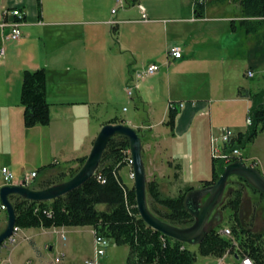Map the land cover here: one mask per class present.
<instances>
[{
    "label": "crops",
    "instance_id": "obj_1",
    "mask_svg": "<svg viewBox=\"0 0 264 264\" xmlns=\"http://www.w3.org/2000/svg\"><path fill=\"white\" fill-rule=\"evenodd\" d=\"M158 2L159 7L161 5L165 10H177L179 6L183 7L182 16L172 19L175 24L202 22L206 19L202 17L206 6L204 5L200 14L193 8L192 0H146V7L137 0L138 8L121 11L120 17L136 12L140 13L141 18L132 20L122 18L121 23L146 24V12H152L150 6L153 3L157 5ZM113 4L115 5L113 0H0V14L4 9L14 8L21 9L24 13V22L20 27L21 37L18 40L8 39V28L0 29V47L4 48V54L0 57V169L7 167L19 179L28 171H39L38 177V174L43 172L40 168L48 165H52L44 170L51 171L48 176L59 167H61L59 169L73 166L76 168L78 163L75 160L87 156L101 126L112 119H117L107 118L98 122L93 107L99 101V97L104 95L111 97L110 92H113V89L109 87L122 88L123 83L128 80L126 75L130 77L137 70L139 60L135 56V50L123 46L121 42L116 48L112 44L114 37L106 29H101L102 26L108 27L112 21L100 18L102 8L105 6L107 14L108 12L112 14ZM115 21L117 26L118 21ZM149 21H155L163 30L160 46L150 51L151 58L147 63V65L157 64L159 70L153 75H148L156 78H153V83L145 88L146 91L141 88L139 94L148 107L150 116L154 113L152 107L157 98L153 95L159 92L165 95L164 99L162 98L161 119L151 122L152 118L149 116V122L141 125L128 122L131 127H137L143 132L141 133L142 160L146 180L155 181L161 193V185L164 181L172 185L175 184V179L178 183L181 181L183 186L177 190L178 194L184 187L195 189L199 187L200 181L210 180L212 175L210 141L213 136L218 138L223 128H229L234 133L244 132L247 128L246 125L239 126L233 118L227 117L222 109L220 112L217 102L245 100L250 104L249 110L251 102L249 98L243 96L244 93L247 91L257 93L264 88L254 91L238 85V91L233 98L186 99L184 94L177 93L181 88L186 87L181 85V74L184 75L194 64L208 61L206 58L197 60L191 50L194 44L202 43L204 37L192 32L184 35L178 31L170 32L162 21ZM171 45L180 47L181 58H167L166 55L163 58V52L166 53ZM262 48H259L256 57L249 58L246 72L249 69L253 71L252 78L256 75L255 65L264 64L261 56ZM127 51L134 57L133 64L129 63L130 57H125ZM39 68L45 70V93L49 104L50 122L46 126L36 125L26 128L20 105L21 75L24 70L33 71ZM137 89L139 90V87ZM169 102L184 103L183 107L176 108L177 114L172 132L164 124ZM219 113L223 118H220ZM119 121L126 124L123 120ZM242 154L246 157L244 153ZM251 160L256 161L255 158ZM164 165L169 167L170 174L165 171ZM258 165L257 162L256 168ZM127 167L130 173V167ZM176 173L177 177L174 179ZM35 179L33 184L37 182ZM1 182L0 172V186ZM256 218L254 227L256 222L260 221ZM223 219L224 217L221 218L216 213L212 221L220 224ZM5 222L6 219L0 220V232ZM228 227L229 224L222 229ZM83 228H89L88 232L92 234V248L84 259L86 260L93 255V229L89 226L55 229H60L61 239L65 241V232L75 236L80 234ZM30 229H19L18 232H22L21 238L27 239L32 249L21 254L18 252L19 245H15L16 241L12 245L2 244L0 246L2 264H47V262L50 264L57 255L63 257L65 264H83L84 260L80 263L75 262V254H69L71 257L67 258L64 252H60L52 258L53 246L45 243L42 249L34 242ZM50 229L53 228L46 230ZM226 257L235 258L233 254L228 253L218 258L217 262L223 264V259Z\"/></svg>",
    "mask_w": 264,
    "mask_h": 264
},
{
    "label": "trees",
    "instance_id": "obj_2",
    "mask_svg": "<svg viewBox=\"0 0 264 264\" xmlns=\"http://www.w3.org/2000/svg\"><path fill=\"white\" fill-rule=\"evenodd\" d=\"M132 4L137 0H130ZM194 3V0H192ZM239 23L246 32L254 31L264 26V0H239ZM204 4L196 5L195 11L201 14ZM231 26L233 24L231 22ZM112 33H117L113 26ZM264 38V32H263ZM264 63V45L262 46ZM46 75L43 68L33 71L24 70L21 75L20 105L23 111V123L26 128L36 125L46 126L50 122L49 104L45 93ZM251 106L247 112L251 123L244 132L235 133L230 141V147L244 148L253 142L258 133H264V89L257 93L247 91ZM177 109H168L165 125L172 132ZM108 123H122L112 119ZM128 141L122 136L110 139L97 172L81 187L51 201L33 202L10 195L9 200L15 212V227L58 228L89 226L94 233L105 237L117 246H127L128 255L125 264H193L194 254L187 244L173 240L160 232L148 227L139 217L136 209L135 193L132 186L125 185L118 175L123 166H129L127 158ZM85 157L76 159V168L66 167L56 175L47 176L33 184L32 188L42 189L71 178L84 162ZM226 164L223 161L211 159L212 175L210 180L199 182V187L213 184L221 175ZM52 165L41 167L44 171ZM39 172V171H38ZM37 172V173H38ZM177 177V173L175 174ZM240 182L250 188L242 178ZM155 181H147L148 207L151 212L165 223L186 227L191 225L193 218L183 205L184 194L193 187H184L176 196H164ZM243 187L241 184H231L224 202L219 209L228 210L230 236L219 233L220 224L208 230L203 241L197 245L201 256H211L216 259L225 254L238 257L237 264L245 256L252 264H264V229L255 231V211L249 217L241 213ZM264 201V195L258 194ZM103 204L105 208L98 210L96 205ZM182 247V248H180Z\"/></svg>",
    "mask_w": 264,
    "mask_h": 264
},
{
    "label": "rangeland",
    "instance_id": "obj_3",
    "mask_svg": "<svg viewBox=\"0 0 264 264\" xmlns=\"http://www.w3.org/2000/svg\"><path fill=\"white\" fill-rule=\"evenodd\" d=\"M121 1L123 3L122 7L115 8L114 4L112 6V8H115L116 10L115 14L112 15L110 12L107 14V9L103 6L100 15V18L105 20L118 21L117 33H112V28L115 25L108 24V27L102 26L101 29H106V31L114 37L112 44L116 48L118 47V43L121 42L123 46L135 50V56L138 58L139 64L137 70L133 72L130 77L129 75H126L128 80H126V82L124 81L125 83H123L122 88L109 87L113 89V92H110V98L105 95L99 97V101L93 107L98 122H102L107 118H117L118 120L126 122V125H129L130 127L131 125L128 121L137 125L149 122V109L140 98L139 91L141 88L143 90H145L146 87L148 88L153 83V78L155 79L156 76L150 77L143 74L141 77L136 78V75L147 69V63L151 58L149 57L150 51L158 49L161 40L163 39L161 25L158 26L155 21L151 22L149 20L162 21L170 32L178 31L183 35L192 32L204 37L203 41H201L202 43L198 42L194 44L191 50L194 52V56L197 60L206 58L208 61L198 65L194 64L184 75L183 73L181 74V85L183 84L186 87L181 88L177 93L184 94L186 99L211 98L212 100H215L223 97L233 98L238 91V85L250 88L254 91L264 88V64L261 63L255 65L256 75L254 78H247L245 76L249 58L256 57L259 53V48L264 45V26L256 28L250 33L245 31V28L239 23V0H205L204 5L206 8L205 13L202 16L203 18H206L204 21L178 24L173 23L172 19H177L179 16H182L184 13L183 7L179 6L177 10H165L163 6L160 5L159 7V2L157 5L153 3V5L150 6L153 9L151 10L152 12H146V24L121 23L120 20H122V18H125L126 20L141 18L140 13L136 12H131V15L128 16L123 15L121 18V11L138 8V4H132L130 0ZM113 2L115 3V0H113ZM139 3L142 6L145 5V7L147 5L146 0H139ZM231 22L233 27L231 26ZM144 37L147 39L143 40ZM125 57H130V64L134 63V57L131 56L129 51L125 52ZM164 57L165 51L163 52V58ZM138 87L139 90L137 89ZM126 88H131V95L126 94ZM164 96L165 95H162V92L153 95V97L157 98L152 107L154 108V113L150 116L152 118L151 122H157V120L161 119L160 114L163 109L162 98L164 99ZM217 103V105L220 106V112L222 109L226 116L233 118L239 126L246 125L245 119L246 112L250 105L249 102H246L245 100H241V102L234 100V102L223 101ZM219 114L220 118H223V115L221 113ZM132 128L137 129V127L133 126ZM138 131L140 134L143 133L140 130ZM240 150L241 154L244 153L246 156L244 157L242 156L243 154L241 155L243 157V162L248 165L251 158H255L259 163L257 166L258 170L264 175V133H258L253 142L247 143L244 148ZM162 162L165 163L163 160ZM59 168H56L50 176L53 177L59 171H65V168ZM72 168L75 167L73 166ZM164 169L170 174L171 170H169V167L165 166ZM49 173H51V171L40 172L35 180H42L47 177ZM128 174L129 171L127 166H123L119 170L122 182L127 186H132L133 179L129 178ZM173 178L175 179V176H173ZM174 183L175 184L172 185L164 181V184L161 185L162 194L175 196L177 190L179 187L181 188L183 184H181V181L178 183L176 179ZM30 187H33V184ZM246 192L241 207L242 214L243 216L246 215L245 217H249L254 210L255 217H257L256 219H259L260 221L256 222L253 229L255 231H262L264 229V201L250 188H246ZM149 200L150 199L147 195V201ZM96 208L98 210H103L105 205L98 204L96 205ZM220 211L224 217V219L221 220L222 222H220V226L224 227L228 224V210L219 209L218 212ZM4 219H6L5 212L1 210L0 220ZM83 229L84 230H82L80 234L75 236L69 232H65V241L61 239L59 233L60 229L57 230L53 228L46 230L44 228H31L30 233H33L34 242L42 247V249L45 243L53 246L51 254L52 258L60 252H64L67 258L71 257L69 254H75V262L80 263L90 254L92 248V234L88 232L89 228ZM21 235L22 232L16 234L15 245H19L18 252L24 254L26 250L32 248L29 241L27 239H22ZM188 248L194 254L193 264L218 263V259L214 257L201 256L197 251L196 245H189ZM127 255V246H117L109 240V247L106 251V255L103 257V264H125ZM34 262L36 263L37 260ZM227 262L233 264L235 260L231 257H226L223 259V264H226Z\"/></svg>",
    "mask_w": 264,
    "mask_h": 264
},
{
    "label": "water",
    "instance_id": "obj_4",
    "mask_svg": "<svg viewBox=\"0 0 264 264\" xmlns=\"http://www.w3.org/2000/svg\"><path fill=\"white\" fill-rule=\"evenodd\" d=\"M116 136H122L128 141L136 209L140 219L151 229L178 242L197 246L203 241L208 230L218 225L212 219L218 212L220 205L224 202L229 185H242L243 204L244 194L247 193L246 188L248 187L245 186L244 182H240L237 177L242 178L258 194L264 195V175L256 166L247 165L240 159H237L224 166L221 175L213 184L206 187L193 188L184 194V208L193 218L191 225L179 227L165 223L155 216L148 207L147 180L142 160V134L139 133L138 129H134L123 123H106L99 129L84 162L71 178L42 189L22 185L0 187V203L4 205L6 214V222L0 232V246L12 235L13 228L15 227V212L9 200L10 195H16L33 202H45L64 196L81 187L97 172L110 139ZM217 214L223 218L221 211ZM234 259L238 260V257L235 256Z\"/></svg>",
    "mask_w": 264,
    "mask_h": 264
},
{
    "label": "built area",
    "instance_id": "obj_5",
    "mask_svg": "<svg viewBox=\"0 0 264 264\" xmlns=\"http://www.w3.org/2000/svg\"><path fill=\"white\" fill-rule=\"evenodd\" d=\"M205 0H194V3H192L193 8H195L196 5L205 4ZM123 3L121 0H115V8L122 7ZM113 8L111 10L112 14H115L116 10ZM144 17V15H143ZM24 22V13L21 9H4L2 13L0 14V29L8 28L9 34L8 39L16 41L21 37V30L20 27ZM111 24L115 25L116 21L112 20L110 21ZM4 54V48L0 47V57ZM166 57H171L173 59H179L182 57V52L179 46L174 45L169 47L166 50L165 53ZM159 70V66L157 64L151 63L147 66V69H145V75H153ZM246 76L248 78H252L254 76L253 71L250 69L246 72ZM137 77V75H136ZM126 94L131 95V88H126ZM183 103H174L169 102L168 108H181L183 107ZM246 125H250L251 120L248 116H246L245 119ZM235 137V133L229 129V128H223L221 129V132L218 136V138H213L210 141V151H211V158L216 159L219 161H223L225 164L231 163L234 160L240 159L243 161V157L241 156V150L236 147H230V141L231 139ZM129 154V150H127ZM128 165L130 167V173L129 177L133 179V174L131 170V159L130 155L127 158ZM250 165L256 166L257 161L250 160ZM2 182L1 186H14V185H22V186H31L33 184L34 179L37 177L36 171L26 172L21 175L19 179H17L14 174L7 168V167H1L0 169ZM0 186V187H1ZM0 210H5L4 205L0 203ZM19 228L14 227L12 231V235L7 238L3 244H9L12 245L15 242V236L18 233ZM220 235L222 236H230V232L228 228L221 229L219 231ZM109 247V240L106 239L103 236H100L96 233H93V255L92 257L84 260L83 264H103V257L106 255V251ZM182 248V247H180ZM0 264L2 262L0 261ZM50 264H65L64 259L62 256L57 255L55 256ZM220 264V261L218 262ZM238 264H252V261L249 257L245 256L243 259L239 261Z\"/></svg>",
    "mask_w": 264,
    "mask_h": 264
},
{
    "label": "bare ground",
    "instance_id": "obj_6",
    "mask_svg": "<svg viewBox=\"0 0 264 264\" xmlns=\"http://www.w3.org/2000/svg\"><path fill=\"white\" fill-rule=\"evenodd\" d=\"M143 74H145V70L142 73L137 74V77H141V75H143Z\"/></svg>",
    "mask_w": 264,
    "mask_h": 264
}]
</instances>
